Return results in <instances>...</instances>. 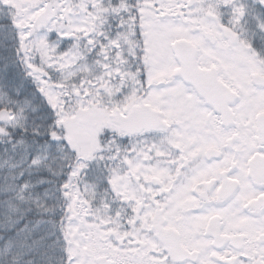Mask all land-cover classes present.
<instances>
[{"label":"snow or ice","instance_id":"obj_1","mask_svg":"<svg viewBox=\"0 0 264 264\" xmlns=\"http://www.w3.org/2000/svg\"><path fill=\"white\" fill-rule=\"evenodd\" d=\"M0 264H264V0H0Z\"/></svg>","mask_w":264,"mask_h":264}]
</instances>
